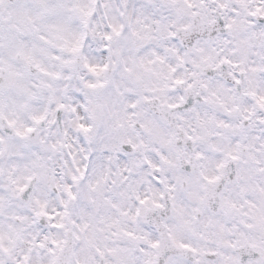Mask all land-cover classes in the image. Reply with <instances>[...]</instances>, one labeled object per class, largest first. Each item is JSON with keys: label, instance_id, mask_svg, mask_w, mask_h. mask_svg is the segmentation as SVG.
I'll return each instance as SVG.
<instances>
[{"label": "snow or ice", "instance_id": "6c2138e0", "mask_svg": "<svg viewBox=\"0 0 264 264\" xmlns=\"http://www.w3.org/2000/svg\"><path fill=\"white\" fill-rule=\"evenodd\" d=\"M0 264H264V0H0Z\"/></svg>", "mask_w": 264, "mask_h": 264}]
</instances>
